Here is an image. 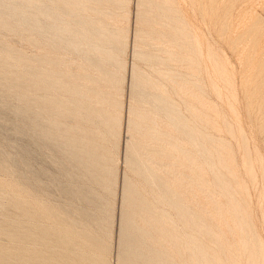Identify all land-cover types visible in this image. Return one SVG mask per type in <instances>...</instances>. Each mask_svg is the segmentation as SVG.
Returning <instances> with one entry per match:
<instances>
[{
  "label": "rangeland",
  "instance_id": "rangeland-1",
  "mask_svg": "<svg viewBox=\"0 0 264 264\" xmlns=\"http://www.w3.org/2000/svg\"><path fill=\"white\" fill-rule=\"evenodd\" d=\"M3 1L10 4L9 11L17 20L9 23L0 17V60L8 62L0 67V84H12L13 77L20 84L17 90L9 86L0 91V151L5 155L0 163V189H4L0 201L5 204L0 206V248L13 247V241L2 232L9 221L18 218L9 203L15 193L30 199L33 206H47L57 212L61 204H67L58 191L47 195L33 172L42 169L52 174L50 182L56 188L61 178L67 179V170L56 157L66 161L65 156L47 148L41 156L32 158L29 154L37 149L32 137L31 114L37 108L34 97L46 95L67 100L66 107L56 101L51 108L73 115L72 119L53 118L58 122L63 119V127L72 133L73 127L87 123H78L71 99L91 105L102 115L122 119L121 127L114 125L110 131L100 121L89 125L96 134L88 143L89 149L99 154V164L117 169V173L99 169L94 173L116 185L85 175L90 179L86 187L107 200L108 211L103 227L91 222L89 228L107 246L109 264H119L123 178L127 174L137 179L125 160L126 142L131 137L127 118L135 62L146 73L141 75L144 80L159 84L156 90L154 85L141 83L140 88L147 90L144 94L161 93L168 103L175 104L186 123L175 135L187 154L172 150L173 156L165 160L172 161L176 171L175 200L189 208L191 219L174 205L155 199L151 187L146 191L165 218H160L161 227L174 238L177 264H204V258L213 264H264V0H82L79 4L85 9L72 6L65 13L61 0ZM39 4L50 7L47 16ZM27 14L44 25L66 27L86 49L77 51L48 37L22 20ZM137 32L140 39L135 43ZM34 39L40 42L36 44ZM104 50L118 53V58ZM135 50L151 54L153 59L136 57ZM168 50L178 60L170 61ZM154 55L162 59L156 60ZM16 56L19 59H14ZM37 56L52 65L33 61ZM33 67L49 70L58 86H50L48 91L37 88L33 78L24 77ZM255 84L262 92L251 100L250 90ZM67 87H79L100 100L89 103L69 93ZM22 108L27 109V118L17 114ZM183 129L193 133V141L188 142ZM77 136L85 139L82 134ZM86 206L99 211L92 204ZM21 222L28 225L29 219ZM165 245L169 247V242Z\"/></svg>",
  "mask_w": 264,
  "mask_h": 264
},
{
  "label": "bare ground",
  "instance_id": "bare-ground-1",
  "mask_svg": "<svg viewBox=\"0 0 264 264\" xmlns=\"http://www.w3.org/2000/svg\"><path fill=\"white\" fill-rule=\"evenodd\" d=\"M61 1L64 3L61 5L64 13L70 11L72 6L85 9L84 5L79 4L82 0ZM88 1L100 2L102 0ZM10 9V4L0 0V17L6 18L9 23H12L17 20V17L9 11ZM41 9L46 12V14H42L47 16L50 7L44 5ZM93 12L98 13L99 11L94 10ZM140 16H142V11H140ZM22 20L37 30H40L48 37L55 38L61 42L63 41L69 48L77 51L83 48L86 49V45L77 42L72 32L66 27L44 25L42 21L37 20L31 14L22 16ZM96 29L95 27L94 30ZM82 33L85 36L88 35L86 32ZM102 34V32H99V36H102ZM139 39L140 32H137L135 43ZM88 40L90 41V39ZM33 42L37 44L40 41L34 39ZM89 44L95 49L102 50L100 45H96L93 42ZM104 51L110 56L118 58V53L109 50ZM168 54H170V61L178 60V56L174 52L169 51ZM135 55L139 58L148 57V59H153L151 54L147 55L137 50H135ZM154 58L156 60L162 59L159 55H154ZM14 59H19V57L16 56ZM45 60L42 56L33 58V61L46 64L47 67L52 65ZM7 65L8 62L6 60H0V67L4 68ZM131 73V99L127 118L128 133L131 137L126 142L125 160L127 168L135 174L137 179H133L127 174L123 178L121 194L122 211L119 219L120 231L117 258L119 264H177L176 254L173 249L174 238L161 227L160 218L163 220L165 218H162L156 209V205H153L149 200L146 191L150 190L148 187H151L156 192L157 196L155 199L167 205H174L179 212H182V215L191 219L193 214H190L189 208L184 207V205L179 204L175 200L178 196L173 190L177 180L176 171L173 162L165 160L173 156L170 153L172 150H180L184 155L187 154L186 148L176 142L175 135L176 131L186 126V123L182 120L175 104L168 103L167 99L161 93L144 94L147 90L145 87L140 88L141 83L145 82L146 85H154L156 90L159 89L157 86L158 83L144 80L141 75H145L146 73L135 62L132 65ZM262 73V83H264V70ZM24 77L33 78L37 84L36 87L41 90L48 91V87L58 86L55 78L51 76L47 69H41L39 67L29 68L28 72L24 74ZM11 79L12 84L10 85L6 83L0 84V91L9 86L17 90L20 84V82H17L18 78L13 77ZM260 87L257 84L251 87V100L258 93L262 92ZM67 88L69 93L77 94L89 103L100 100L99 96L90 95L89 92L79 87H75L74 90L69 89V87ZM164 93L166 92L164 91ZM4 101L7 102L6 99ZM34 101L37 103V108L31 114V118L34 121L32 137L34 138L37 149L36 151H29V154L34 158L35 156H41L42 151H46L47 149L57 154H62L65 156L66 161L62 157H56V159L64 164L67 170L64 174L67 179L65 181H62V178L61 180L59 179V186L55 188L50 182L52 174L50 175L42 169H33V172L38 178V185L45 190L47 195L51 194V192L58 191L66 198L67 204H61V210L57 212L47 206H33L30 199L25 200L19 194L15 193L9 199V203L12 209L15 210L14 213L18 214L19 219L13 218V220L9 221L8 226L2 232L13 241V247L0 248V264H109L106 258L107 246L95 231L89 228L90 224H92L91 222H95L97 226H104L106 221L105 215L108 214L106 209L107 200L102 196H98L95 192L90 191L88 189L89 186L86 187L85 184L90 179L88 177L86 178L85 175L95 176L101 182L103 180L106 181L104 183L110 182V184L116 185V183L110 180H104L99 174H95L94 170L99 169V172L108 171L109 173H117V169H109L105 165L99 164L98 161L101 160L99 154L89 149L88 143L96 135L93 133L94 129L89 125L93 123L98 124L100 121L109 130L114 125H120L121 127L122 119L113 115H102L98 109L92 108L91 105H84L82 101L71 99L74 105L73 110L79 116L78 123L82 125L87 123L85 126L79 127L78 125L73 127L74 134L68 131L66 127H63V119L61 122L53 119L57 118V116L60 118L64 116L73 118V115L70 116L58 109L51 108L55 105L56 101H61L62 105L66 107L68 104L67 100L52 98L46 95H36ZM138 102H140L139 105ZM16 112L21 118H27L29 116L26 108H22ZM86 116L90 119H86ZM87 131H90V133ZM77 134H82L85 136V139L77 136ZM186 139L188 142L193 141V133L186 131ZM4 159L5 155L0 151V163ZM62 171L61 173H63ZM67 182L74 185L71 186ZM141 183L143 188H141ZM33 188L37 190L38 186L33 185ZM106 188L112 192L108 185H106ZM3 191L4 189H0V198H2ZM48 200L46 198V201ZM86 204H92L97 207L99 214L95 210L87 209ZM3 205L5 206L0 201V206L3 207ZM26 218L29 219V224L23 225L21 221ZM165 242H169V247L165 245ZM158 243L161 245L159 248L156 247ZM203 260L205 262L204 264H213L210 259L204 258Z\"/></svg>",
  "mask_w": 264,
  "mask_h": 264
}]
</instances>
